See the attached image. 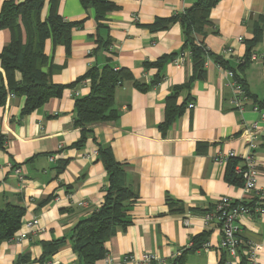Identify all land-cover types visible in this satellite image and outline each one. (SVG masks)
Wrapping results in <instances>:
<instances>
[{
  "label": "crops",
  "instance_id": "1",
  "mask_svg": "<svg viewBox=\"0 0 264 264\" xmlns=\"http://www.w3.org/2000/svg\"><path fill=\"white\" fill-rule=\"evenodd\" d=\"M110 1L117 8L99 23L94 8L86 9L81 0H59L58 11L63 18L81 25L72 31L70 53L65 46L47 39L45 53L49 61L43 70L50 72L56 84H74L65 88L61 97L51 98L26 115H22L24 95L9 94L0 106V206L8 202L24 206L21 230L27 232L20 242H3L0 264H15L22 255L29 257L27 264H39L42 242L61 238H65L64 244L48 261L81 263L72 248L71 230L105 200L109 180L98 158L100 145L109 147L124 165L126 184L138 197L131 209L132 223L106 242L111 261L106 263L103 258L97 264H135L125 262L124 255L133 253L141 258L145 252L158 257L150 264H170L200 234H205L208 246L186 252V264H223L219 224H207L203 210L222 196L247 205L262 203L264 208V119L254 109V98L264 100V34L252 52L250 64L244 69L239 67L246 51L245 40L253 37L251 23L264 15V0H220L211 10L212 26L205 34L196 35L246 81L253 99L248 96L242 110L232 102L231 78L213 58H208L205 79L180 90L176 102L184 103L185 110L163 134L160 125L165 121L167 98L193 74L189 55L184 63H176L175 59L167 62L163 80L147 90L139 89L133 80H125L115 90L118 118L91 125L93 135L77 146L82 131L74 125L75 101L89 94L91 87L89 79H77L92 66L102 68L112 63L148 83L157 69L145 68L144 62L178 53L185 45L179 22L157 31L149 26L157 19L183 12L195 2ZM48 10L46 4L43 17ZM10 39V30L0 29V51ZM15 78L21 81V73L16 72ZM191 102L195 108H188ZM255 122L260 132L254 150L259 163L258 188L248 192L243 185L226 181L228 160L223 162L221 158L235 151V158L244 164L250 152L245 142L247 130ZM51 155H55V161L50 160ZM60 159L65 168L59 173ZM15 166L23 169L24 181L14 173ZM47 200L51 201L45 203ZM32 219H37L38 226L28 228L25 222ZM240 225L242 253L246 255L250 247L256 246L257 258L264 264V212L243 216Z\"/></svg>",
  "mask_w": 264,
  "mask_h": 264
},
{
  "label": "trees",
  "instance_id": "2",
  "mask_svg": "<svg viewBox=\"0 0 264 264\" xmlns=\"http://www.w3.org/2000/svg\"><path fill=\"white\" fill-rule=\"evenodd\" d=\"M220 0H195L183 12L174 14L168 18L157 19L149 27L152 31L166 29L171 23L179 22L184 30L185 45L178 53L164 55L156 61H146L144 66L147 69L156 68L157 72L148 83H142L135 79L131 72L116 64L108 63L102 68L92 66L87 73L77 79L80 82L89 79L91 82L89 94L78 97L75 101V121L74 125L81 128L82 136L76 143L82 146L89 135H93L91 125L116 120L119 111L115 107V90L125 80H133L135 86L141 90H147L159 84L163 78V68L166 63L173 61L180 53L190 52L193 63V74L183 85L176 86L167 98L165 121L160 128L164 133L172 126L174 121L183 114L185 104L178 105L176 98L181 89L190 88L191 84L206 77L205 62L208 58H213L220 66L227 70L231 69L226 65L224 59L215 55L202 40H197V34H205L212 26L210 19L211 10ZM83 6L95 10V18L101 23L107 14L117 8V5L110 0H81ZM48 4V15L43 17V9ZM59 0H5L0 7V29H9L11 39L0 51V106L4 105L10 93L26 97L22 115L29 114L41 107L51 98L61 97L65 88L72 84H56L51 79L50 72H45L43 68L47 65L49 57L45 53V43L51 39L54 45L65 46L67 53L71 51L72 31L81 25V22L67 21L58 11ZM253 37L245 40L246 51L239 67L246 68L252 57V52L257 44L262 40L264 34V15L258 21L251 23ZM16 72L22 75L21 81L15 78ZM237 74V73H236ZM236 80L241 83L247 96L253 99L244 79ZM254 103L258 108L264 109V100L258 101L254 98ZM3 139L0 138V147ZM98 158L102 160L108 174L109 184L105 194L103 204L93 211L89 216L79 220L72 228L73 251L81 260L80 264H97L106 257L107 240L119 229L124 230L133 221L131 209L137 199V193L126 184V173L124 165L118 162L109 147L98 148ZM61 161V159H60ZM57 166L59 173L65 168L64 161ZM241 161L235 157L228 158V165L225 179L228 183L244 185V179L237 172V165ZM55 198L53 195L52 199ZM47 200L46 202H50ZM171 202V198L168 199ZM262 203L249 205L255 208ZM214 206L203 210V214L212 211ZM254 210V209H253ZM26 213L24 206L8 202L0 206V248L3 242L11 240L22 227V219ZM205 234L195 236L192 246L184 249L179 256L172 260V264H186L184 254L203 248L206 243ZM240 238V233L238 234ZM65 238L42 242L43 253L38 260L39 264H47L51 256L64 244ZM241 255L240 264H251L246 255L242 253L241 243L239 245ZM224 252L223 264L227 259ZM27 255L19 256L15 264H27Z\"/></svg>",
  "mask_w": 264,
  "mask_h": 264
},
{
  "label": "built area",
  "instance_id": "3",
  "mask_svg": "<svg viewBox=\"0 0 264 264\" xmlns=\"http://www.w3.org/2000/svg\"><path fill=\"white\" fill-rule=\"evenodd\" d=\"M190 55L189 51L182 52L177 58H175L176 63H184V61ZM225 69V68H224ZM226 73L232 80V89H233V97L232 102L234 106L238 109L242 110L246 101H248V96L244 91L241 83L236 80L238 74H236L232 70L225 69ZM10 96H14L13 93H10ZM195 103L191 102L188 105V108H195ZM255 110H259L262 114V118L264 119V109L258 108V106L254 105ZM258 123L255 122L251 125V127L247 130V137L245 138V142L247 143V147L249 149V153L244 157V164L237 165V172L240 173L244 179L243 188L248 191H255L258 188V173H259V163L254 154V150L257 148V141L260 135L258 130ZM237 153L235 151H230L227 156L221 158L223 162L228 160L229 157H236ZM51 161H55V155L49 156ZM14 173L18 176L20 181H24V172L21 167L15 166ZM254 209V210H253ZM264 212V208L262 206L257 205L255 208L244 204L239 201H234L228 196H222L214 206L212 211L205 213L204 220L207 224L212 222H218L221 232V240L220 247L223 251H225L227 259L224 264H240L241 255L239 254V245L241 243V239L238 234L240 233L241 225L240 220L245 215H253ZM23 225V224H22ZM25 225L28 228H33L38 226L37 219H32L30 221H26ZM22 228V227H21ZM39 229V227H38ZM27 237V232L23 229L19 230L17 234L10 241H22ZM193 243H190L192 246ZM189 245V246H190ZM208 243H205L203 247H207ZM258 247L253 246L250 247L246 253L247 258L250 260L251 264H261L259 259L257 258ZM182 252H178L176 256H179ZM158 259L157 255L151 252H145L141 258L135 257L133 253H127L124 255L125 262H133L135 264H150L153 261ZM173 260V259H172ZM106 263L110 262L111 259L106 255L105 257ZM47 264H54L53 261H47ZM163 264H166L165 262ZM172 264V262L170 263Z\"/></svg>",
  "mask_w": 264,
  "mask_h": 264
}]
</instances>
